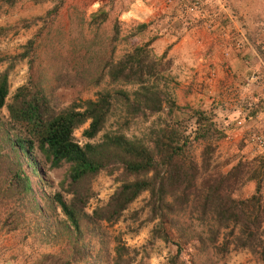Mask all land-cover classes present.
<instances>
[{
  "label": "rangeland",
  "instance_id": "rangeland-1",
  "mask_svg": "<svg viewBox=\"0 0 264 264\" xmlns=\"http://www.w3.org/2000/svg\"><path fill=\"white\" fill-rule=\"evenodd\" d=\"M90 1L0 0V57H5L0 69L12 65L6 102L26 82L42 90L55 109L94 98L104 89L130 92L134 85L111 81L106 73L99 79L91 70H98L100 60L110 53L114 22L120 31L114 60L132 47L133 38L122 37L143 22V41L151 39L152 54L164 52L169 62L155 85L170 99L171 112L166 113L164 104L146 118L134 117L114 102L102 129L89 142L97 143L105 134L146 139L150 129L163 123L191 137L192 112L203 110L219 133L212 143L221 171L238 159L253 157L264 168V124L259 120L264 110V0H151L152 11L132 0ZM100 5L107 17L97 25L91 13ZM6 116L2 107L0 122H6ZM85 125L72 133L79 144L85 142L80 134ZM4 140L0 129L2 152ZM192 150L197 154L199 148ZM19 154H8V160L15 162ZM17 161L28 180L26 192L20 188L17 193L14 177L0 170V178H6V188L0 190V264H113L114 237L129 248V264H168L173 242L181 246L177 264H261L246 250L222 254L201 245L197 237L202 227L182 215L171 217L172 226L165 223L171 241L151 238L153 222L138 225L145 217V209L140 210L144 194L114 224L81 217L76 234L53 199L59 193L71 202L68 164L51 168L35 148ZM117 173L101 170L91 177L93 195L82 212L89 214L107 199ZM253 188V181L245 183L240 195H249ZM261 193L264 196V171ZM134 211L139 220L134 221Z\"/></svg>",
  "mask_w": 264,
  "mask_h": 264
},
{
  "label": "trees",
  "instance_id": "trees-1",
  "mask_svg": "<svg viewBox=\"0 0 264 264\" xmlns=\"http://www.w3.org/2000/svg\"><path fill=\"white\" fill-rule=\"evenodd\" d=\"M8 2L12 4L14 0ZM91 17L98 25L107 13L100 5ZM145 27L143 22L131 26L122 39L133 38L132 47L114 60V41L120 38L114 22L108 44L110 53L100 60L98 70L95 67L91 70L99 74V79L106 73L111 81L134 85L130 92L104 89L94 98L55 109L42 90H35L29 85L31 82H26L16 87L6 102L7 77L12 65L1 68L0 109L5 108L7 120L0 122L1 136L5 139V151H0V170L14 177L18 193V189L26 192L28 188L27 177L17 161L20 155L35 148L51 168L67 163L66 191L72 195L71 202L67 203L59 193L53 199L76 234L80 232L81 217L114 224L144 194L140 210L145 209V217L138 225L153 222L151 238L171 241L165 223L172 226L171 217L182 215L196 220L202 227V235L197 237L201 245L222 254L246 250L264 264L262 162L255 163V157L238 159L221 171L212 143V137L219 133L203 110L192 112L191 137L163 123L150 129L146 139L130 140L105 134L99 142H89L102 129L114 102L134 117L146 118L162 110L164 104L166 113L171 112L170 99L155 85L169 62L164 52L159 57L152 54L151 39L143 41L141 33ZM4 58L0 57V64ZM83 124L86 125L80 134L85 142L79 144L72 133ZM194 147L199 148L197 154L193 153ZM16 152H20L16 161H9L8 154ZM101 170L108 174L117 170L116 185L105 201L96 203L86 214L82 210L93 195L89 181ZM5 181V177L0 178V190L6 188ZM249 181L254 183L253 191L241 196L243 185ZM132 215L134 221L139 220L137 211ZM113 241V264H129V248L118 238L114 237ZM173 246L168 264H177L181 253L178 242H173Z\"/></svg>",
  "mask_w": 264,
  "mask_h": 264
},
{
  "label": "crops",
  "instance_id": "crops-1",
  "mask_svg": "<svg viewBox=\"0 0 264 264\" xmlns=\"http://www.w3.org/2000/svg\"><path fill=\"white\" fill-rule=\"evenodd\" d=\"M95 0H91L90 1V3H93ZM132 1H134V5L136 6V5H138V6H140L141 7V5L142 6H144L148 11H152V9H153V1H151V0H145V1H148V3H145V1L143 2L142 0H132ZM139 4H141V5H139ZM259 114H260V122L262 123V124H264V110H261V112H259Z\"/></svg>",
  "mask_w": 264,
  "mask_h": 264
},
{
  "label": "built area",
  "instance_id": "built-area-1",
  "mask_svg": "<svg viewBox=\"0 0 264 264\" xmlns=\"http://www.w3.org/2000/svg\"><path fill=\"white\" fill-rule=\"evenodd\" d=\"M163 2H170L171 0H162ZM180 1H182V0H180ZM263 48H264V45H263Z\"/></svg>",
  "mask_w": 264,
  "mask_h": 264
}]
</instances>
